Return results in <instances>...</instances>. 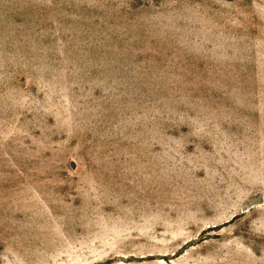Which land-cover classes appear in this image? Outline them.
<instances>
[{
	"label": "rangeland",
	"instance_id": "rangeland-1",
	"mask_svg": "<svg viewBox=\"0 0 264 264\" xmlns=\"http://www.w3.org/2000/svg\"><path fill=\"white\" fill-rule=\"evenodd\" d=\"M0 264H264V0H0Z\"/></svg>",
	"mask_w": 264,
	"mask_h": 264
}]
</instances>
